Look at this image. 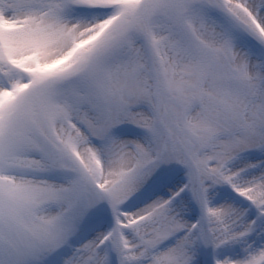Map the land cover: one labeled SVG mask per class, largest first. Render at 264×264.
<instances>
[{
    "label": "snow or ice",
    "instance_id": "6c2138e0",
    "mask_svg": "<svg viewBox=\"0 0 264 264\" xmlns=\"http://www.w3.org/2000/svg\"><path fill=\"white\" fill-rule=\"evenodd\" d=\"M0 264H264V0H0Z\"/></svg>",
    "mask_w": 264,
    "mask_h": 264
}]
</instances>
